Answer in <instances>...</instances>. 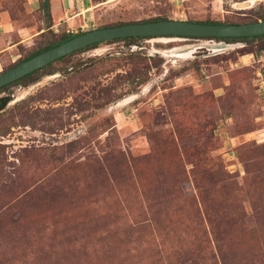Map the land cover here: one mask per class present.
Segmentation results:
<instances>
[{
    "label": "rangeland",
    "instance_id": "rangeland-1",
    "mask_svg": "<svg viewBox=\"0 0 264 264\" xmlns=\"http://www.w3.org/2000/svg\"><path fill=\"white\" fill-rule=\"evenodd\" d=\"M10 1L0 25L7 41L25 39L1 54L0 72L67 33L264 14V0H91L69 32L53 18L47 28L40 0H14L12 20ZM258 73L264 37L157 36L99 42L1 90L0 264H191L194 237L223 218L235 264H264L246 253H264Z\"/></svg>",
    "mask_w": 264,
    "mask_h": 264
},
{
    "label": "water",
    "instance_id": "water-1",
    "mask_svg": "<svg viewBox=\"0 0 264 264\" xmlns=\"http://www.w3.org/2000/svg\"><path fill=\"white\" fill-rule=\"evenodd\" d=\"M246 1L236 4L244 7ZM264 35V19L241 23H202L190 20L161 19L146 22H129L85 30L54 46L46 48L26 59L17 61L0 72V88L75 51L94 43L122 39L125 37H196L234 38ZM192 51H189L191 53ZM188 52L177 53L186 57Z\"/></svg>",
    "mask_w": 264,
    "mask_h": 264
},
{
    "label": "trees",
    "instance_id": "trees-1",
    "mask_svg": "<svg viewBox=\"0 0 264 264\" xmlns=\"http://www.w3.org/2000/svg\"><path fill=\"white\" fill-rule=\"evenodd\" d=\"M40 2L42 4V8L44 10V13L46 14L47 18H49V21H50L49 25H47V28H48L49 26H51L53 24L52 23L51 10H50V0H40ZM6 10L8 11L10 18L12 20H14L16 18V15H17V8L14 4V0H13V2L10 1V5L7 6ZM261 18L264 19V14L261 16ZM161 19H167V18L166 17H155V18H151V19L134 21V22L156 21V20H161ZM190 21H192V20H190ZM253 21H256V20H253ZM200 22H202V23H226V22H217V21H200ZM249 22H251V21H249ZM126 23H129V22H126ZM236 23H240V22H236ZM120 24H123V23H120ZM116 25H118V24H116ZM111 26H113V25H111ZM101 27H104V26H101ZM81 32H83V31H77L75 33H67V34L63 35L62 37H60L58 40L52 41V42L48 43L47 45L40 47L36 51L28 54L23 59H26V58L42 51V50H45L46 48H49V47L54 46V45H56L62 41H65V40L71 38L72 36L79 34ZM262 37H264V35L253 36V37H234V38L233 37L232 38L208 37V39H217V40L226 41V42H230V41H242L243 42V41L253 40V39L262 38ZM139 38H143V37H125L122 39H115V40H134V39H139ZM191 38H196V37H191ZM97 44L98 43H94V44L89 45V46H87L83 49H80V50H84V49L89 48V47H95ZM63 58L64 57H61L58 60H61ZM23 59H21V60H23ZM21 60H19V61H21ZM52 63H50L41 69H38L32 73H29V74L15 80V81H13V82L1 87L0 91L3 90L4 88H7V87L14 85V84L25 83V82H28V80L34 81L36 79L37 74L40 72H45V70L49 66H51ZM6 102H7L6 97H0V109L4 106V104ZM113 155L117 156V154L115 152H113ZM105 160H106V158H105ZM99 170L102 171L103 167L100 166ZM227 222H229V221L226 218L214 220L213 221V223H214L213 228L210 227V225H209V228H211V229H210V236H208V238L203 233L201 235H197L194 237L195 245L193 247H191V249H189V251H188V253L190 255L189 260H190L191 264H235V260H236L235 258L238 257L239 252L237 250H234V249L229 248L227 246L225 234L222 231L218 230L220 225H224V224L226 225ZM261 222L264 223V218L261 219ZM253 248L254 247L247 249L246 253L252 250L253 256L257 255V256H260L261 259H263L264 253L262 252L261 247L258 246L257 252L253 251Z\"/></svg>",
    "mask_w": 264,
    "mask_h": 264
},
{
    "label": "crops",
    "instance_id": "crops-1",
    "mask_svg": "<svg viewBox=\"0 0 264 264\" xmlns=\"http://www.w3.org/2000/svg\"><path fill=\"white\" fill-rule=\"evenodd\" d=\"M59 11L61 12L57 18L53 17V0H50L51 15L54 20V25L67 26V31L72 32L76 25L80 27L85 26L80 21L86 17L92 8L91 0H58ZM76 23V24H75ZM10 23L7 22L4 25H0V65H1V54L11 52V50L24 39H20L17 42L7 41L5 32L9 30ZM82 30V29H81Z\"/></svg>",
    "mask_w": 264,
    "mask_h": 264
},
{
    "label": "built area",
    "instance_id": "built-area-1",
    "mask_svg": "<svg viewBox=\"0 0 264 264\" xmlns=\"http://www.w3.org/2000/svg\"><path fill=\"white\" fill-rule=\"evenodd\" d=\"M258 75L260 76V79L258 80L260 86V94L264 103V76H262L261 73H258Z\"/></svg>",
    "mask_w": 264,
    "mask_h": 264
},
{
    "label": "bare ground",
    "instance_id": "bare-ground-1",
    "mask_svg": "<svg viewBox=\"0 0 264 264\" xmlns=\"http://www.w3.org/2000/svg\"><path fill=\"white\" fill-rule=\"evenodd\" d=\"M213 42V41H212ZM176 48V47H175ZM177 50V49H176ZM173 51V50H172ZM164 54V53H163Z\"/></svg>",
    "mask_w": 264,
    "mask_h": 264
},
{
    "label": "flooded vegetation",
    "instance_id": "flooded-vegetation-1",
    "mask_svg": "<svg viewBox=\"0 0 264 264\" xmlns=\"http://www.w3.org/2000/svg\"><path fill=\"white\" fill-rule=\"evenodd\" d=\"M149 38V37H148ZM187 38V37H186Z\"/></svg>",
    "mask_w": 264,
    "mask_h": 264
}]
</instances>
